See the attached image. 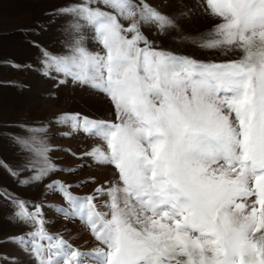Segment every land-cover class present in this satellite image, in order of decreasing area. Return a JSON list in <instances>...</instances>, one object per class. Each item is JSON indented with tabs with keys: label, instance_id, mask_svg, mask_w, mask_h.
I'll return each mask as SVG.
<instances>
[{
	"label": "snow or ice",
	"instance_id": "1",
	"mask_svg": "<svg viewBox=\"0 0 264 264\" xmlns=\"http://www.w3.org/2000/svg\"><path fill=\"white\" fill-rule=\"evenodd\" d=\"M203 11L220 22L193 42L239 49L240 59L204 62L157 46L145 29L163 34L179 17L151 0H77L53 11L72 18L74 35L63 53L34 42L42 74L106 96L116 116L58 115L55 124L67 129L58 135L98 141L80 154L59 150L91 162L81 169L112 166L116 178L84 195L72 189L95 177L45 185V196L62 198L56 212L97 242L91 250L48 230L44 208L52 205L0 186L9 222L25 229L0 245L27 257L0 252V264H264V0H206ZM83 28L100 51L84 46ZM20 127L29 135L8 139L25 162L0 160L18 185L77 173L51 160L47 124Z\"/></svg>",
	"mask_w": 264,
	"mask_h": 264
},
{
	"label": "rangeland",
	"instance_id": "2",
	"mask_svg": "<svg viewBox=\"0 0 264 264\" xmlns=\"http://www.w3.org/2000/svg\"><path fill=\"white\" fill-rule=\"evenodd\" d=\"M77 0H0V160L7 162L13 168L25 162L26 153L13 147L8 135H29L25 128L49 126L48 143L54 146L49 153L51 160L61 167L78 169L76 174L66 172L52 174L48 179L32 186H20L7 172L0 169V186L7 187L15 195L25 200L45 202L52 207L44 208L50 221L48 230L51 233H62L74 246L83 250H91L97 242L82 227L75 222L63 219L56 212L55 206L63 203L59 194L45 196V185L50 179H59L77 183L90 177L95 182L72 191L78 195L93 192L104 182H112L115 169L112 166L91 164L80 168L81 160L62 148H70L77 154L92 148L98 141L84 135H73L70 138L58 135L67 129L57 126L55 119L67 112H80L93 118L115 121V110L106 96L87 87L73 85L71 82L57 85L56 79L48 78L41 72L40 49L34 42L51 53H63L65 45L71 42L74 33L68 27L71 17L53 16L55 9L67 6ZM151 3L164 13L178 16L177 27L159 34L152 28H146V35L153 39L157 46L188 56L199 61L223 62L238 60L243 53L239 49L223 51L218 49H203L193 39L208 33L219 18L212 17L203 11L206 0H151ZM191 10L189 17L180 13ZM84 46L89 51H100V46L90 38L91 33L83 28ZM31 173H24V177ZM10 209L0 200V240L25 231L24 227L10 223ZM0 252L9 256L19 257L27 261L23 253L13 244L0 245Z\"/></svg>",
	"mask_w": 264,
	"mask_h": 264
}]
</instances>
